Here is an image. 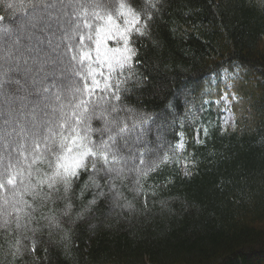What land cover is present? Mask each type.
I'll return each mask as SVG.
<instances>
[{
  "label": "trees",
  "instance_id": "16d2710c",
  "mask_svg": "<svg viewBox=\"0 0 264 264\" xmlns=\"http://www.w3.org/2000/svg\"><path fill=\"white\" fill-rule=\"evenodd\" d=\"M63 1L70 0H53ZM39 2L52 0H0V140L7 146L0 148V182L17 178L15 188L5 183L0 190V264H264V0H113L100 6L73 0L72 35L63 46L75 64L71 89L77 88L78 101L68 102L60 116L53 112L41 138L38 100L25 93L26 85L7 82L20 80L17 69L2 72L5 55L20 64L12 59L23 42L18 22H31L30 8ZM121 2L142 20L144 35L133 32L131 39L137 61L112 74V87L90 94L76 73L97 66L72 61L68 49L90 50L91 42L81 48L79 37L95 38L96 29L108 27L107 15L121 19ZM96 78L102 88L104 77ZM225 94L234 115L230 127L222 121ZM15 108L18 121L12 123ZM99 114L109 118L107 130L95 120ZM137 126L147 130L134 163L143 168L136 177H115L110 173L122 172L123 164L101 141ZM74 132L97 156L87 158V170L71 189L58 181L43 196L25 190L27 182L40 184L34 171L42 167L40 155H52L49 148L62 152L60 144ZM93 168L98 187L89 179Z\"/></svg>",
  "mask_w": 264,
  "mask_h": 264
},
{
  "label": "rangeland",
  "instance_id": "374dc122",
  "mask_svg": "<svg viewBox=\"0 0 264 264\" xmlns=\"http://www.w3.org/2000/svg\"><path fill=\"white\" fill-rule=\"evenodd\" d=\"M73 1V0H72ZM71 0L69 2L63 3H55L52 2L50 4L46 3H40L33 5V8L31 7V22L24 20L23 18H20L18 22V33L20 37V43L21 52H17L12 55V59L16 58L20 62L19 65L13 66L11 64V61L7 59L6 61V55L4 62H6V65L2 67L6 68L7 70L17 69L18 74L16 78H19L20 80H11V78H8L7 82L11 85H26L28 90L25 92L27 95L31 96L33 99L38 100V108L35 110L36 114H38L37 122L39 126L41 127L40 133L38 135L39 138L43 136V133L45 130V126L47 123H52L53 120L50 118L53 115V112L57 114V116H60L61 113L67 111V108H69V103H74V98L78 101L77 96V88L71 89V87L75 86L74 79L72 78V73L70 71H75L74 65L72 62L68 61L66 58V50H64L63 42L65 40V37L72 35V24L70 20V12L71 9ZM96 5L100 6L101 4H111L113 0H95ZM52 18L55 19V21L52 22ZM30 20V19H28ZM51 20V21H50ZM25 28H24V27ZM52 28L54 31H52ZM58 29V30H57ZM57 30V31H56ZM47 32V34L43 33ZM67 33V34H66ZM22 39V40H21ZM63 39V41H62ZM43 40H46L45 44H43ZM7 41H10V39ZM36 43H40V48L37 50L35 45ZM41 43L43 44L41 46ZM34 47L33 52L31 53V47ZM10 47V45H9ZM42 47V48H41ZM5 53L4 47L0 46V58L3 59V54ZM10 52H7L6 54L9 55ZM11 59V60H12ZM54 61V63H53ZM3 63V62H2ZM40 64V65H39ZM38 66V67H35ZM18 67V68H17ZM6 73V72H5ZM227 78H225L226 87H229V82L227 81ZM7 79V78H6ZM59 81H55V80ZM74 83V84H73ZM48 85L50 88H48ZM60 89L63 97L62 103L69 102L68 104L62 106V103L57 99V95L54 94L56 86ZM76 92L75 96L73 95V92ZM49 92L50 95L48 98H45L42 93ZM74 92V93H75ZM52 95V96H51ZM227 97L225 100L224 97ZM65 98V99H64ZM223 103V116L222 121L223 125L225 127H230L234 124V115L231 110V99L225 94L222 99ZM65 104V103H64ZM61 105V106H60ZM72 104L70 105L71 108ZM62 107V108H61ZM38 110V112H37ZM90 110L87 111V113ZM86 113V114H87ZM15 114H17V109L15 108L13 110V115H10L11 119L10 121L13 123L17 122L18 120L15 119ZM67 116V114H66ZM89 116V115H88ZM91 116H89L90 118ZM101 119L104 121L105 124L104 130H107L109 126V118L105 114H99L95 116V120ZM50 120V121H49ZM48 123V124H49ZM154 123L151 124V127H153ZM150 127V128H151ZM119 129V128H118ZM117 129V130H118ZM140 127H134L130 131L125 130L121 131L118 130V132L115 134V136L111 137V139L106 138L104 141V145L102 149H105L109 151V153L114 156L115 158H118L119 161L122 162L123 168L122 172L117 171L110 173L113 176H127L128 178L133 176L136 177L138 173L142 170L143 167H138L136 164L137 160L139 159L140 155V148L141 146L146 147V142L148 140L144 137H147V130H144V133L141 130ZM10 130H12L10 128ZM14 131V130H13ZM1 133H3V130H0ZM35 132H39V130H35ZM143 133V134H142ZM110 135V134H109ZM144 135V136H143ZM15 136L17 138H15ZM11 139H19L21 142L23 139L21 138V135H15ZM37 133L35 135L30 134L29 137H36ZM38 138V139H39ZM2 144H0L1 151L5 150L7 146L5 145L3 140H0ZM21 144V143H20ZM160 145V144H159ZM10 147V146H9ZM11 147L14 148V146L11 145ZM10 147V148H11ZM14 150V149H13ZM148 154L152 153V150L150 148L147 149ZM125 153V154H124ZM128 155V156H127ZM150 159L149 163L151 164ZM138 168V169H137ZM131 175V176H130Z\"/></svg>",
  "mask_w": 264,
  "mask_h": 264
},
{
  "label": "snow or ice",
  "instance_id": "6c2138e0",
  "mask_svg": "<svg viewBox=\"0 0 264 264\" xmlns=\"http://www.w3.org/2000/svg\"><path fill=\"white\" fill-rule=\"evenodd\" d=\"M119 5L124 9V12L119 15L121 19L118 20L116 15H107L105 22L108 27L96 29L95 38L90 34L79 37L81 48L84 47L85 40L91 42L92 48L90 50H81L77 54L71 47L68 49L72 61L81 64L87 61L89 68L93 63L97 66L95 69H85L84 72L76 73L84 91L90 94L97 90L104 91L112 87V74L122 73L125 69H133L137 61V52L131 45V39L133 32L137 35H144L142 20L130 6L123 2ZM6 7L12 8L13 5L7 4ZM125 12L127 15L124 14ZM4 19L5 17L0 16V21ZM85 27L91 29L92 25L85 22ZM93 52L95 55H93ZM105 68L108 72L107 75H105L103 70ZM97 76L104 77L102 88L101 81L96 78ZM224 98L225 100L227 99L226 96ZM116 99L119 100V96H116ZM89 143L92 142L89 141ZM101 145H104L103 141H101ZM60 148L62 152L59 153L49 148L48 151L52 155L48 157L40 155L36 163H39L42 167L34 169L40 184L34 185L27 182L24 185L25 190L35 189L36 193L43 196L44 191L55 187L58 181L62 182L65 191L70 190L73 182L79 179L81 170H87V158L97 156V152L92 147H86L81 136L75 132L73 136L67 137V142L60 144ZM53 156L55 157L54 159L52 158ZM103 158L107 161V156H103ZM95 172L96 170L93 168V176H90L89 179L92 180L93 186L98 187L94 180ZM49 173H51L50 176L48 175ZM5 183L15 188L17 186V178L10 176L7 181L0 182V190H4ZM87 186L85 185V187ZM28 197L30 200L34 199V196ZM95 202V199L89 201L90 204H95ZM35 250L33 248V251Z\"/></svg>",
  "mask_w": 264,
  "mask_h": 264
}]
</instances>
